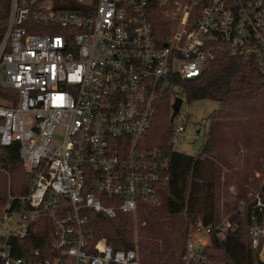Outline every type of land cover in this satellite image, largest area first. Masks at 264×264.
<instances>
[{"label":"built area","instance_id":"built-area-1","mask_svg":"<svg viewBox=\"0 0 264 264\" xmlns=\"http://www.w3.org/2000/svg\"><path fill=\"white\" fill-rule=\"evenodd\" d=\"M0 0V154L18 144L28 194L0 216V264H141L135 248L93 239L89 210L111 220L156 205L169 157L143 150L159 101L226 53L264 77V0ZM186 127H173L172 143ZM235 193V187H231ZM264 262V187L241 201ZM18 215L15 223L12 220ZM37 225L50 251L15 255ZM196 221L180 264H208L212 234Z\"/></svg>","mask_w":264,"mask_h":264},{"label":"trees","instance_id":"trees-1","mask_svg":"<svg viewBox=\"0 0 264 264\" xmlns=\"http://www.w3.org/2000/svg\"><path fill=\"white\" fill-rule=\"evenodd\" d=\"M179 82L178 95L189 102L219 104L208 117L203 145L196 155L173 147L174 97L168 92L139 141L141 149L161 151L170 159V180L161 186L160 202L140 207L137 214L120 212L111 220L89 210L92 238H105L114 249L137 248L141 264H180L196 221L216 226L225 216L236 227L224 235L213 232L205 250L208 264H264L252 245L250 212L240 209L241 201L264 187L255 175L264 174V77L251 62L223 53L200 76ZM30 188L31 174L23 166L19 145L3 147L0 216L10 196L15 197L12 209L16 210L19 198ZM12 243L15 255L27 259L33 258L35 249L43 255L50 251L48 232L37 225L31 226L24 240Z\"/></svg>","mask_w":264,"mask_h":264},{"label":"rangeland","instance_id":"rangeland-1","mask_svg":"<svg viewBox=\"0 0 264 264\" xmlns=\"http://www.w3.org/2000/svg\"><path fill=\"white\" fill-rule=\"evenodd\" d=\"M56 2L62 6L65 5V0H56ZM182 99L183 103L180 112L175 116L172 123L174 126L184 124L186 130L181 134L179 139H175L172 144L175 149L181 152L196 155L205 140L208 117L219 107V104L213 100H196L189 102L185 96H182ZM174 100L173 98L172 102ZM255 175L261 178L260 185L262 186L264 184V174L256 172ZM17 216L18 215H14V219L12 220L13 224ZM135 249L137 250V248Z\"/></svg>","mask_w":264,"mask_h":264},{"label":"water","instance_id":"water-1","mask_svg":"<svg viewBox=\"0 0 264 264\" xmlns=\"http://www.w3.org/2000/svg\"><path fill=\"white\" fill-rule=\"evenodd\" d=\"M182 103H183L182 97H176V99L174 100L173 105H172L173 111H172V115H171V121H173L175 116L180 112Z\"/></svg>","mask_w":264,"mask_h":264}]
</instances>
